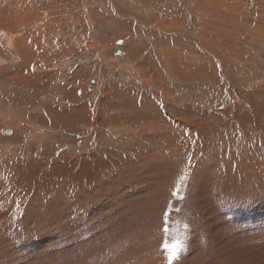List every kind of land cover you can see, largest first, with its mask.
Returning a JSON list of instances; mask_svg holds the SVG:
<instances>
[{
	"label": "rangeland",
	"instance_id": "rangeland-1",
	"mask_svg": "<svg viewBox=\"0 0 264 264\" xmlns=\"http://www.w3.org/2000/svg\"><path fill=\"white\" fill-rule=\"evenodd\" d=\"M116 263L264 264V0H0V264Z\"/></svg>",
	"mask_w": 264,
	"mask_h": 264
},
{
	"label": "bare ground",
	"instance_id": "bare-ground-1",
	"mask_svg": "<svg viewBox=\"0 0 264 264\" xmlns=\"http://www.w3.org/2000/svg\"><path fill=\"white\" fill-rule=\"evenodd\" d=\"M130 72V71H129ZM176 96V95H175ZM79 116V115H78ZM87 119V118H86ZM161 124V123H160ZM157 125V124H156ZM166 129V128H165ZM161 131V130H160ZM168 136H170V135H168ZM164 139V138H163ZM160 140V139H159ZM159 140H158V142H159ZM162 141H164V140H162ZM179 141V140H178ZM157 142V143H158ZM164 143H166V141L164 142ZM170 143H172V142H170ZM161 144V143H160ZM167 144V143H166ZM180 144V143H179ZM163 146V145H162ZM162 148V147H161ZM167 149H168V147H166ZM170 148H171V146H170ZM159 149H160V147H159ZM161 150V149H160ZM175 150V149H174ZM157 151V150H156ZM170 152H171V150H169ZM166 153V152H165ZM164 153V154H165ZM169 153V152H168ZM158 154V153H157ZM161 154V153H160ZM163 154V153H162ZM163 154V155H164ZM170 154V153H169ZM172 154V153H171ZM175 154V153H174ZM148 155V154H147ZM167 155V154H166ZM170 156V155H169ZM173 156V155H172ZM176 156V155H175ZM150 157V156H149ZM168 157V156H167ZM145 158V157H144ZM148 158V157H147ZM151 158L153 159V161L151 162V163H149L150 165L148 166V164L147 165H145V164H143L142 162H141V165L140 166H138V167H135L134 169H132V170H130L129 172H130V174H131V176L132 177H138V176H140L139 178H134V179H132L133 180V184L132 185H130V186H128V188L129 189H133V192L135 191V190H137V189H142V188H144V185H145V180L149 183V189L150 190H154V189H156V184H157V182L159 181V182H161V184H162V188H163V186L165 185V184H167L168 183V181H165V180H161V179H157V178H155V177H153V176H155V170H156V166H160L161 165V163L160 162H162V159L163 158H161L160 157V155L158 156V155H155V154H151ZM150 158V159H151ZM171 158V157H170ZM170 158H166V160L168 159V161L170 160ZM142 159V158H141ZM172 160H174L175 158H171ZM143 160V159H142ZM156 160H158L159 161V163H160V165H157V162H156ZM164 160V159H163ZM149 161V160H148ZM171 161V160H170ZM140 163V162H139ZM170 163V162H169ZM137 164V163H136ZM171 165H173L172 163H171ZM178 165V164H177ZM179 166V165H178ZM177 166V167H178ZM131 167V166H130ZM134 167V166H133ZM129 168V167H128ZM171 168V167H170ZM130 169V168H129ZM161 169V168H160ZM179 172H180V170H179ZM255 172V171H254ZM262 175V174H261ZM166 178V175L164 176V178L163 179H165ZM174 178V177H173ZM173 180V179H172ZM112 181V180H111ZM113 182V181H112ZM172 183V182H171ZM112 184V183H111ZM107 185V184H106ZM113 185V184H112ZM174 185V184H173ZM175 185H176V183H175ZM171 186H172V184H171ZM101 187V186H100ZM109 188H110V186H108ZM166 187V186H165ZM98 188V187H97ZM169 188V187H168ZM179 188V187H178ZM177 188V189H178ZM175 189V188H174ZM104 190H106V189H104ZM108 190V189H107ZM100 191V190H99ZM177 191V190H176ZM174 192V191H173ZM105 193V192H104ZM139 193V191L138 192H136V194H138ZM176 193V192H175ZM86 194V193H85ZM89 195V194H88ZM87 195V196H88ZM93 195V194H92ZM95 195H97L96 194V192H95ZM176 195V194H175ZM77 197V196H76ZM113 197V196H112ZM78 198H79V196H78ZM85 197H83L82 199H84ZM89 198V197H88ZM174 198V197H173ZM86 199V198H85ZM90 199V198H89ZM92 199V198H91ZM175 199V198H174ZM88 200V199H87ZM55 201V200H54ZM84 203V202H83ZM108 203V202H107ZM56 204V203H55ZM54 205V204H53ZM57 205V204H56ZM56 205H54V206H56ZM81 205H82V203H81ZM53 207V206H52ZM62 207V206H61ZM104 207V206H103ZM49 209H51V205L49 204ZM55 209V208H54ZM92 209V208H91ZM205 209V208H204ZM208 212V211H207ZM62 213V212H61ZM210 215V214H209ZM207 216V215H206ZM29 217L30 216H26V219H29ZM29 222V221H28ZM126 258V257H125ZM141 260V259H140ZM145 260H147V259H145L144 258V260H142L143 262L145 261ZM119 261V260H118ZM138 261V260H137ZM136 262V261H135ZM148 262V261H147ZM137 263H139V261L137 262ZM117 264V263H116ZM119 264H121V263H119ZM144 264V263H143Z\"/></svg>",
	"mask_w": 264,
	"mask_h": 264
},
{
	"label": "water",
	"instance_id": "water-1",
	"mask_svg": "<svg viewBox=\"0 0 264 264\" xmlns=\"http://www.w3.org/2000/svg\"><path fill=\"white\" fill-rule=\"evenodd\" d=\"M121 43H122V42H119L118 45L121 44ZM7 134H8V133H7Z\"/></svg>",
	"mask_w": 264,
	"mask_h": 264
},
{
	"label": "snow or ice",
	"instance_id": "snow-or-ice-1",
	"mask_svg": "<svg viewBox=\"0 0 264 264\" xmlns=\"http://www.w3.org/2000/svg\"><path fill=\"white\" fill-rule=\"evenodd\" d=\"M169 259L171 260V259H172V257H169Z\"/></svg>",
	"mask_w": 264,
	"mask_h": 264
}]
</instances>
